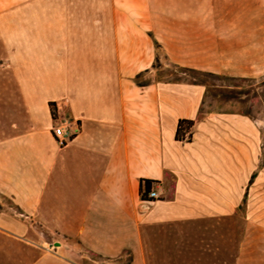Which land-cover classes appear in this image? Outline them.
Listing matches in <instances>:
<instances>
[{"label":"crops","instance_id":"0c3cea01","mask_svg":"<svg viewBox=\"0 0 264 264\" xmlns=\"http://www.w3.org/2000/svg\"><path fill=\"white\" fill-rule=\"evenodd\" d=\"M183 2L175 11L189 12L186 18L156 23L165 28L158 49L170 60L217 75L264 74V0ZM196 11L207 18H194ZM71 12L47 4L29 46L15 57L16 87L37 96L25 106L32 131L15 120L7 134L0 116V196L30 214V227L0 216V264L7 263L8 241L28 230L37 258L26 264H112L124 254L125 264H259L247 229L215 227L234 215L246 191L245 117L203 112L204 86L134 84L152 68L151 41L146 58L131 36L121 38L120 51L119 36L88 33ZM39 97L42 126L34 110ZM50 102L69 120L63 147L47 130ZM180 120L193 122L190 141L175 139ZM143 180L159 185L158 200L141 199ZM45 241L54 248L45 249ZM75 246L95 258L74 259ZM16 257L15 264L24 262Z\"/></svg>","mask_w":264,"mask_h":264},{"label":"rangeland","instance_id":"374dc122","mask_svg":"<svg viewBox=\"0 0 264 264\" xmlns=\"http://www.w3.org/2000/svg\"><path fill=\"white\" fill-rule=\"evenodd\" d=\"M50 3L65 4L66 7H70L72 10L71 17L77 20L82 25V29H85L88 33L98 34L100 32L103 36H119L120 51H123L122 48L126 47L121 38L131 36L135 39L136 53H140L141 58H146L144 54L145 47L150 40L152 47L156 50L152 68L148 69L147 72H140L132 78L134 84L138 86H144L151 82L191 84L190 82L194 81L192 77L202 79L196 74L184 71L189 68L176 65L167 54L158 49L160 46L158 38L161 35L160 33H164L165 28L159 27L156 23L161 20L186 18L189 12L175 11L184 4L183 0H0V116L2 119L5 117L4 120L8 125H6L7 134L10 131L9 126L14 124L15 120L21 123L24 132L32 131V126H29L30 119L25 115V106L30 104V101L32 102L33 96L37 95L30 91H23L22 85L19 87L21 91L18 90L14 63L16 54L23 53L25 46H29L24 44L28 41L31 42V38L27 40V37L31 36L29 31H31L35 21H38L39 15L40 19H45L47 4ZM190 14L197 19L207 18L206 13L202 11ZM234 14L238 13H232V19ZM215 15L214 18L218 19L219 16H222V12L216 11ZM95 20H101V28L99 25L93 24ZM154 23L156 26H153ZM259 69L253 70L259 71ZM263 76L264 74L233 76V78H236L233 81L203 78L207 80L209 89L206 92L203 88L204 104L202 106L203 112H225L241 115L247 120V136L249 138L247 142L246 191L240 204L234 208V215L230 218L216 219L215 227L228 228L230 226L231 228L247 229L246 243H248V250L253 248L260 250L257 253V256H260L259 264H264V103L260 97L263 89L260 83ZM241 79L250 80L241 81ZM243 88L250 89V93L242 95L237 100H224L223 95H225L224 91L226 89L239 91ZM35 102L37 103L34 108L36 110L35 116L42 126L43 108H41V98L39 97ZM48 108L51 126L47 130L54 136L51 129L54 126L53 121L58 117L67 118V115L60 104L50 102ZM4 125L3 123L1 126L2 131ZM29 215L27 212H22L8 197L0 196V216L13 219V221L17 220V222L21 221L22 224L20 225L23 231L25 228L29 229L30 227ZM43 238L47 240V237ZM45 242V249L50 247L51 250L54 248L51 245L52 243ZM62 242L70 244L66 240H62ZM7 244L11 248L10 253L7 255L6 264H15L18 259L16 254L19 255V253L24 261L22 264H26L25 261L27 260L31 261L37 258V254L31 246L32 236L29 230L22 237H16L15 240L8 241ZM18 249H21L19 253L13 251ZM94 258L86 252H78L77 248L74 251V259L76 260L87 261ZM127 260L128 257L124 254L121 261H113L112 264H125Z\"/></svg>","mask_w":264,"mask_h":264},{"label":"trees","instance_id":"16d2710c","mask_svg":"<svg viewBox=\"0 0 264 264\" xmlns=\"http://www.w3.org/2000/svg\"><path fill=\"white\" fill-rule=\"evenodd\" d=\"M184 71L189 72L191 74H196L199 77H201L202 79L199 78H195L192 77L194 81H191L190 83L193 85H200V86H204L206 92L208 91V85H207V80L203 79V78H211V79H217V80H226V81H233L236 80V78L233 77H228V76H220V75H216V74H212V73H208V72H201V71H195L193 69H185ZM250 79H241V81H249ZM261 86L263 87L261 93H260V97L262 99V102L264 103V76L261 78ZM250 93V89H240L239 91H234L233 89H226L224 91L223 98L224 100H237L239 99L242 95H247ZM245 115V114H244ZM191 125H193L192 121H188V120H180L178 122L177 128H176V133H175V139L177 140H186V141H190L191 140V133L189 132ZM185 134H187V137H185ZM151 181L149 180H143L140 183V187H139V192L140 197L142 200H146L145 199V193L149 190L150 186H151Z\"/></svg>","mask_w":264,"mask_h":264},{"label":"built area","instance_id":"2783aa9c","mask_svg":"<svg viewBox=\"0 0 264 264\" xmlns=\"http://www.w3.org/2000/svg\"><path fill=\"white\" fill-rule=\"evenodd\" d=\"M52 132L54 134V139L58 147H63L69 141L71 137V132L69 130V120L68 118L58 117L53 121ZM187 137V134H185ZM160 197V187L157 183H152L149 190L145 193V201L153 202L158 200Z\"/></svg>","mask_w":264,"mask_h":264}]
</instances>
